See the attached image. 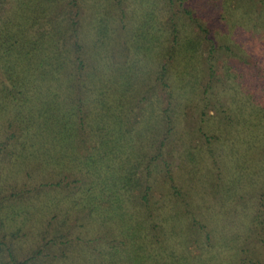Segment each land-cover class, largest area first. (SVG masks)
I'll return each instance as SVG.
<instances>
[{
	"label": "trees",
	"instance_id": "1",
	"mask_svg": "<svg viewBox=\"0 0 264 264\" xmlns=\"http://www.w3.org/2000/svg\"><path fill=\"white\" fill-rule=\"evenodd\" d=\"M122 1L109 5L110 0H0V164L10 163L25 174L34 191L21 222L39 220L42 226L34 231L35 240L52 246L65 243L53 230L70 212L84 214L93 223V240L103 244L106 224L115 219L110 224L118 232L123 228L120 240L95 251L93 264H263L259 259L243 260L237 254L239 244H231L249 227L258 226L257 221L262 223L253 213V203L252 214L242 212V219L253 216L248 228L235 229L234 237L227 231L230 236H221L210 249L200 244V255L195 256L174 238L179 223L173 205L162 207L161 222L140 210L147 212L149 202H156L152 192L158 170L194 226H205L197 213L205 221L218 220L211 212L214 206L206 202L207 193L201 191L197 208L189 194L188 181L195 175L199 188L206 185L204 166H198L195 155L190 177L175 181L171 142L179 139L181 154L189 156L188 142L195 131L208 145L206 154L226 162L223 175L230 179L239 175L240 152L246 156L248 149L264 146V41L259 59L235 63L232 51L216 73L214 60L230 48L226 43L217 45L207 34L219 22L220 9L226 19L236 17L235 9L226 7L228 0H196L198 6L183 5L184 0H148L147 10L146 0H127L119 15L110 11ZM82 2L89 4L86 18L77 17ZM174 5L178 16L171 10ZM189 6L209 22L202 23ZM181 13L189 22L180 18ZM123 14L134 18L132 29L123 22L117 36L124 49L114 58V24L117 16L124 19ZM248 19L253 20L232 23L243 43L252 27ZM257 36H264V28ZM192 116L197 119L195 127L186 129ZM205 125L212 129L211 135ZM213 147L221 149L219 157ZM257 165V180L246 186L253 196L264 185L260 173L264 154ZM50 180L55 188L70 181L76 189L64 197L51 194V182H46ZM213 197L214 203L218 197ZM259 207L264 216V201ZM5 210L0 198V227ZM0 234V251L8 248L6 264H26L32 256L14 260L1 228ZM209 237L205 232V239ZM154 243L162 246L158 253ZM230 251L232 257L223 259Z\"/></svg>",
	"mask_w": 264,
	"mask_h": 264
},
{
	"label": "rangeland",
	"instance_id": "2",
	"mask_svg": "<svg viewBox=\"0 0 264 264\" xmlns=\"http://www.w3.org/2000/svg\"><path fill=\"white\" fill-rule=\"evenodd\" d=\"M104 1L107 2V0ZM190 1H193L194 4ZM195 1L196 0H184L183 5L188 3L190 5L198 6V3ZM228 1L229 2L226 7H231L232 10L235 9L234 11L236 17L226 19L222 14V10L220 9L219 11H221V13L219 15L222 16L221 18H216V21L219 22H217L215 25H211L210 29L208 28V37H213L217 45L226 43L230 48L229 50H223V52H220L219 56H217L214 60L215 71L220 69L221 63L224 62L227 57H229L230 52L232 51L235 52V54L237 55L232 57L235 63H239L241 59H244L246 61L248 59H259L258 51H261V43L264 41V36L259 38L258 36L256 37L258 30H263L264 28V0ZM112 2H115V0H110L109 5H112ZM145 3V10H147L150 4L148 3V0H146ZM174 4H176V2ZM127 5L128 1L124 0L120 2V5L118 7L113 6L117 10L112 9L111 6L110 11H114L119 15V11H122L123 9L125 10ZM78 6H80V15L77 17L83 18L85 16L86 18L87 8L89 7V4L86 2H82L78 4ZM176 9L177 7H175V5L173 6V8H171V10L174 11V15L178 16L180 12ZM188 9H190L192 11V15L197 16L200 21H202V23L209 22V18H207L205 14L198 16L190 6L188 7ZM248 9H251V11H249ZM172 11L169 12V14L172 13ZM73 17L76 19L75 16ZM123 17L124 19H122V17L120 16H117V19L114 24V27L116 28L114 33L116 36H114V44L113 49L111 51L112 56H115L114 58L120 55L122 50L124 49V44L122 42L123 39L120 37L118 38V36L123 29L125 21L129 23L126 28L130 30L132 29L131 25L134 18L128 19L125 15ZM246 17H251L253 18V20L251 21L248 19L249 27H252L250 34L245 40V43H243V37L241 38L240 35H236L237 29L235 28V26H233L232 23H237L238 19L239 21H244L247 19ZM180 18L184 19L186 22H189L188 16L186 14L184 16V14L181 13ZM177 22L180 23V20L178 19ZM236 36H238V38H236ZM118 40L119 44L117 45ZM203 50L205 55L206 48H203ZM216 73H218V71ZM253 73L256 74L258 72L253 71ZM95 75L98 76L97 74ZM196 120L197 119L195 116L190 117V122L187 123L184 127H195ZM209 127L210 126L205 125V128L207 129L206 132L211 135L212 129L208 130ZM203 141V138L194 131V133L189 138L188 142V147L190 151H192V154L185 157V155L181 154L178 148L180 142L179 139L173 140L171 142V145H173V152L169 157L170 167L175 181L179 176L185 178L190 177L189 171L191 170V167L196 161L195 158L193 159L192 155H195V157L198 158V166H204L205 169L203 177L204 179L206 178V185L203 184V190L199 188L198 183L195 179V175L191 178V183L190 180L188 181V184H192V190L190 187L191 191L189 194H191V196L193 197V204L195 205V208H197L196 199L200 198L201 191L203 192V194L207 193V195L209 196L205 197L206 202H208L209 205L214 206L213 209H215L211 212L216 215V218L218 220L212 221L206 218L207 220L205 221L197 213L196 218L198 220L203 221L205 226L202 229H199L198 227L194 226L189 217L185 216L184 211L182 210V208H180L178 201H176L172 197V194L166 187L167 185L164 184V182H162V180L160 179V177L162 176L161 174L158 175V170L156 176L159 177V180L156 182L152 192V195L155 198L156 202H149V210L147 212L144 208V210L140 211L145 212L146 215L148 214L147 216H156L158 218V221L161 222L160 215L161 213H164L162 207L167 208V206L173 205L174 213H177L176 221H178L179 223V227L178 230H176V235L174 236V238H176L177 241H180L182 243V246L184 247L183 249L190 256H195L200 255V244L203 245L206 249H210L217 242H221V236L228 237L230 235H233L234 237L235 229L240 232L241 230L248 228L250 226L248 222H252L253 216L248 219H242V212L245 211L246 213L252 214L249 206L253 203V213L255 215H259V218L262 223H258L257 219L259 218L254 219V222L257 221L258 226L254 228L249 227L245 235L240 236V239L235 238V240L231 244H239L240 251L238 250L237 254L243 260H247L250 258L259 259L260 263L264 264V230L261 231L259 229V226L264 228V216L262 214L260 215V213L256 209L259 207V203L264 201V185L260 187L259 194H257L256 196H253L251 190H247L246 187L250 184L252 185V182L257 180V160L260 155L264 154V146L262 148H258V145H256L255 147L248 149V153L246 156H244L243 153L240 152L238 158V171L240 173L234 179H230L229 175H223V166L227 165L226 162H221L218 161L216 158L209 157L206 154V149L208 145L203 143ZM197 144L199 145V152L197 150ZM213 148L214 156L219 157L221 149H219V147ZM186 158H189L190 160H187ZM229 164L233 165L234 163L233 161H231ZM18 171L19 170H15V168L12 167L10 163L3 165L0 164V198L3 208L6 209L5 211H7V213L2 215L3 217L0 228L2 234L4 235V239L2 240L4 241L5 245L10 247V252L14 260L22 261L28 256H32L26 264H93V254H96L95 251H97L100 247L109 246L105 245L107 242L109 244H116L114 242L120 240L119 234L121 233L123 228L121 227L120 232H118L115 227V224H110L116 223L117 221L115 219L108 221L109 224H106L105 231H108L106 235V243L103 244L100 240L97 239L93 240V232L90 233L91 229L93 228V223L89 222L88 218L85 217V215L79 211H73L67 214L65 217L64 224L59 225V227L57 225V230H53L52 227H48L49 233L53 230V232H57L62 235V238H58L61 241L65 242L64 244L56 243L58 238L56 239V244L54 243L55 245L52 246H49V244L43 245L40 239L35 240L37 236H34V231L36 230V228H41L42 224H40V221L38 220L37 222H21L23 216H25L24 209L26 208L27 204L31 201L30 199H32L33 197V186L32 183L27 182V177H25V174H23L22 172L18 173ZM262 172L264 175V168L260 173ZM46 182H51L52 186L50 187H52L53 189V191L51 190V194L59 193L60 195H63V197L67 196V194L71 195L76 189V184L74 185L70 183V181H67L69 183H63L62 185H60V189L55 188L53 180ZM135 193L136 191H133L131 194L134 196ZM213 196L218 197L214 203ZM219 197H221V201L219 200ZM247 206L248 209L246 208ZM261 207H259V211L261 210ZM207 231L210 233L209 240L205 239V232ZM227 231L230 232V235ZM154 233L155 230L151 232V234ZM153 248L154 252L158 253L162 246L160 243H154ZM7 250L8 248L2 247V250L0 251V264L7 263ZM215 251L216 250L214 249L211 254H213ZM232 255L233 254L231 251L230 253L224 252V257L222 258L228 259L232 257ZM212 258V256L209 257V259Z\"/></svg>",
	"mask_w": 264,
	"mask_h": 264
}]
</instances>
